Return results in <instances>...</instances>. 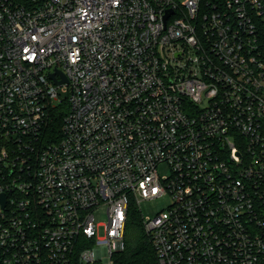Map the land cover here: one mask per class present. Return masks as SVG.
<instances>
[{"label": "built area", "instance_id": "built-area-1", "mask_svg": "<svg viewBox=\"0 0 264 264\" xmlns=\"http://www.w3.org/2000/svg\"><path fill=\"white\" fill-rule=\"evenodd\" d=\"M131 205L159 264H264V0H0V264H115Z\"/></svg>", "mask_w": 264, "mask_h": 264}, {"label": "trees", "instance_id": "trees-1", "mask_svg": "<svg viewBox=\"0 0 264 264\" xmlns=\"http://www.w3.org/2000/svg\"><path fill=\"white\" fill-rule=\"evenodd\" d=\"M62 111L56 110L53 114L49 130L59 131L62 124ZM131 218L127 223L126 246L114 254L115 264H159L158 256L151 241L145 231L137 208L131 205Z\"/></svg>", "mask_w": 264, "mask_h": 264}, {"label": "rangeland", "instance_id": "rangeland-1", "mask_svg": "<svg viewBox=\"0 0 264 264\" xmlns=\"http://www.w3.org/2000/svg\"><path fill=\"white\" fill-rule=\"evenodd\" d=\"M66 95L62 93V97H65ZM159 171L161 175H170L171 170L167 163H161L159 165ZM172 203L170 195H163L154 199L149 200H141V203L137 206L145 218H154L157 216L160 212H165L169 205ZM135 207L136 205H132ZM140 212V216H141ZM97 215V221H104L105 220V207H102L101 209L96 212ZM104 234V227L100 228V235Z\"/></svg>", "mask_w": 264, "mask_h": 264}, {"label": "water", "instance_id": "water-1", "mask_svg": "<svg viewBox=\"0 0 264 264\" xmlns=\"http://www.w3.org/2000/svg\"><path fill=\"white\" fill-rule=\"evenodd\" d=\"M51 76H52V77H54V74H51ZM63 80H67V78H66V77H64V79H63ZM63 80H62V81H63ZM62 81L60 80V81H58V82L60 83V82H62ZM2 197H3L2 199H3V202H4V196H2Z\"/></svg>", "mask_w": 264, "mask_h": 264}]
</instances>
